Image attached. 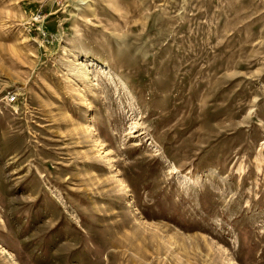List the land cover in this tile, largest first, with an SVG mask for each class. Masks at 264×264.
<instances>
[{
  "label": "rangeland",
  "instance_id": "1",
  "mask_svg": "<svg viewBox=\"0 0 264 264\" xmlns=\"http://www.w3.org/2000/svg\"><path fill=\"white\" fill-rule=\"evenodd\" d=\"M0 264H264V0H0Z\"/></svg>",
  "mask_w": 264,
  "mask_h": 264
},
{
  "label": "built area",
  "instance_id": "2",
  "mask_svg": "<svg viewBox=\"0 0 264 264\" xmlns=\"http://www.w3.org/2000/svg\"><path fill=\"white\" fill-rule=\"evenodd\" d=\"M14 100H15V95L13 93L7 96L8 103H12Z\"/></svg>",
  "mask_w": 264,
  "mask_h": 264
}]
</instances>
